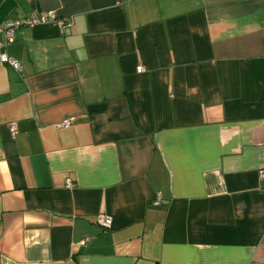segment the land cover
I'll return each instance as SVG.
<instances>
[{"label": "crops", "instance_id": "obj_1", "mask_svg": "<svg viewBox=\"0 0 264 264\" xmlns=\"http://www.w3.org/2000/svg\"><path fill=\"white\" fill-rule=\"evenodd\" d=\"M34 12L65 24L0 62V264H264V0H0V25Z\"/></svg>", "mask_w": 264, "mask_h": 264}, {"label": "built area", "instance_id": "obj_2", "mask_svg": "<svg viewBox=\"0 0 264 264\" xmlns=\"http://www.w3.org/2000/svg\"><path fill=\"white\" fill-rule=\"evenodd\" d=\"M51 18V21L62 27L65 24V20L62 18H58L54 15V13H31L28 17L23 19H16V20H6L0 25V33L2 37L0 38V62L4 64L11 65L14 69L18 70L20 68L19 62L14 58L10 57L7 53V46L13 42L14 40V32L16 28L19 26H33L39 23L47 22ZM70 123L69 119H65L61 121L57 126L63 127L67 126ZM11 134L15 132V125L11 124L9 126ZM260 174L264 175V168L260 169ZM160 203V197H157L154 201L155 205ZM99 223L103 228H109L111 226V219L106 215L99 216ZM89 241V237H86L82 240V244H85Z\"/></svg>", "mask_w": 264, "mask_h": 264}]
</instances>
